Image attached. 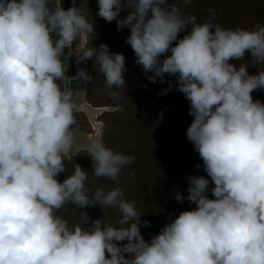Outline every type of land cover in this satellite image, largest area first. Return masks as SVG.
<instances>
[{"label":"clouds","instance_id":"clouds-1","mask_svg":"<svg viewBox=\"0 0 264 264\" xmlns=\"http://www.w3.org/2000/svg\"><path fill=\"white\" fill-rule=\"evenodd\" d=\"M190 2L97 0L98 16L130 29L126 43L136 63L152 73L150 81L176 77L194 117L186 136L207 173L188 177L186 197L174 195L195 207L148 241L141 226L150 221L141 220L124 188L93 187L89 170L72 163L83 152L92 176L115 181L135 160L108 146L99 131L80 129L77 115L86 110L87 95L72 81L87 87L92 76L83 67L66 75L68 57L77 65L92 59L109 96L119 99L124 55L91 43L95 22L86 3L67 0L65 9V0H54L53 7V0H0V264H264V102L252 97L253 90H264V67L248 71L264 65V24L222 27L212 9L210 18L197 22L181 11ZM122 11L127 15L119 18ZM246 53L249 63L230 62ZM69 164L70 174L58 180ZM209 177L214 198L207 195ZM67 204L112 207L120 217L89 223L84 212L81 222L69 225L58 214Z\"/></svg>","mask_w":264,"mask_h":264},{"label":"trees","instance_id":"trees-1","mask_svg":"<svg viewBox=\"0 0 264 264\" xmlns=\"http://www.w3.org/2000/svg\"><path fill=\"white\" fill-rule=\"evenodd\" d=\"M173 2L182 4V0H168V3ZM248 3H252V9L247 10ZM92 4L95 15V36L91 43L95 46L107 44L110 51L124 55L125 88L119 99L110 97L111 90L106 86L98 65L94 66V61L87 59L85 69L92 76V81H87L86 95L88 101L94 104L107 103L112 106L124 104L121 109L102 113V120L107 127L105 142L108 145L107 140L111 141L110 144L114 141L112 148L135 156V160L121 171L119 183L125 190V198L134 201L137 209L142 212L141 220L150 221V226H141L142 235L150 241L181 211L195 207V204L187 199L179 202L174 198L177 191L184 197L187 196L188 177L207 176L199 153L194 150L192 142L186 136V130L194 117L189 114L190 101L176 85V77L165 74L164 82L159 78L156 82L150 81L147 77L152 73H145L142 66L136 63L134 50L126 43L130 29L124 27L118 30L116 20L109 22L97 15V0H92ZM63 8H68L67 0ZM209 9L215 13L214 22L220 25L225 23L222 27L236 28L239 26L238 22L246 23V18H254V25L258 22L264 24V0H191L187 6L181 8V11L196 16L197 22H203L212 15ZM239 12L242 16L240 15L238 19L235 16ZM126 15L127 12L122 11L119 18H124ZM184 35V32L179 33L178 39L183 38ZM175 43L174 41L173 45ZM163 58L164 55L161 56V60ZM230 62L239 66L241 62L249 63L250 57L246 53L242 60ZM259 67L264 66H250L248 71L255 74L259 71ZM169 83L172 84L171 89L164 92V89L169 88ZM72 87L75 88V80L72 81ZM259 96L260 101L264 102V90H253V99ZM74 163H79L85 170H89L87 182L89 185L93 187L103 185L106 189L115 187L111 179H97L92 176L90 171L92 161L85 153L81 152L80 155L75 156ZM197 165L200 167L197 168ZM70 170L71 166L68 165L67 169L59 174L58 180L62 181L66 178ZM209 180L207 195L214 198L210 190L214 184L210 177ZM75 207L77 206L67 204L58 212L67 219L69 225L81 222L85 216L84 212L90 218L89 223L96 218H107L109 222H115L120 217L119 210L112 207L104 209L105 216L99 204L86 206L83 209ZM118 243L122 245L126 241Z\"/></svg>","mask_w":264,"mask_h":264},{"label":"rangeland","instance_id":"rangeland-1","mask_svg":"<svg viewBox=\"0 0 264 264\" xmlns=\"http://www.w3.org/2000/svg\"><path fill=\"white\" fill-rule=\"evenodd\" d=\"M89 2H90V5L88 4L89 9H90L89 10V17H90V20H93V19L95 20L94 7H93V4H92V0H89ZM76 3H77V5H79V4L83 3V0H76ZM251 6H252V3L251 4L248 3V5H246L247 10L249 8L252 9ZM232 10H233V8H232ZM225 12H227V10ZM225 12H224V15H226ZM240 15H241V13L239 12L237 14V16H235V17L239 19L242 16V15L241 16ZM246 19H247V22L246 23L245 22H238L239 23V27L251 28L252 26H254V18H246ZM224 24L225 23L223 22L221 24V26L224 25ZM68 51H69V49H68ZM78 51H79V41L76 44H74V46H73V54L74 55L75 54H78ZM67 61H68V64L70 65L69 66V69H68V73H67L68 75L70 73H72L73 75H75L76 72H77V70H78V67H83L85 69V67H84V65H85L84 61L81 62L79 65H77L76 64V57L75 56L68 57L67 58ZM253 71H255V68L253 69ZM75 89H77V90H85V92L87 91V87L86 86H83V81H80L79 83L77 81H75ZM259 98H260V96L258 98L256 97V99H254V100H260ZM86 99H87V97H86ZM87 102L89 104H91V106H93V107H97V108L98 107H104L103 112L104 111H114V110L116 111L118 109H121L123 107V105H124V104H121L119 106H116V105L112 106L110 104L108 105L107 103L94 104V103L88 101V99H87ZM98 113L99 114L95 115V119H93L94 121L92 122L91 121V118L87 115V113L83 111V112H81V113H79L77 115V121H78V125H79V127H80V129L82 131L86 132L89 135H95V133L97 131H99L102 134L103 139L105 141V139H106L105 138L106 137V131L105 130H107L106 129L107 127H106L105 123L102 120V117H101L102 113H101V111L98 112ZM123 130H127V129H123ZM107 142H108V146H111V147L115 143L113 141V143L110 144L111 141L109 142L108 140H107ZM74 159H75V156L73 157L72 163L74 162ZM69 166H71V164H69ZM119 177H120V175L114 181L115 187L116 186H121V184L119 183Z\"/></svg>","mask_w":264,"mask_h":264},{"label":"bare ground","instance_id":"bare-ground-1","mask_svg":"<svg viewBox=\"0 0 264 264\" xmlns=\"http://www.w3.org/2000/svg\"><path fill=\"white\" fill-rule=\"evenodd\" d=\"M83 3L87 4L88 18L90 20V17H89V10L90 9H89V6H88V4L90 5V2H89V0H83ZM85 83H86V81H83V86H86ZM103 109H104V107H98V108L97 107H93V106H91V104H89L87 102V108H86V110L84 112L87 113V115L91 118V121L93 122L94 121L93 119H95V115L99 114L98 112H100Z\"/></svg>","mask_w":264,"mask_h":264},{"label":"water","instance_id":"water-1","mask_svg":"<svg viewBox=\"0 0 264 264\" xmlns=\"http://www.w3.org/2000/svg\"><path fill=\"white\" fill-rule=\"evenodd\" d=\"M54 6V0H53V3H50V5H49V7H53ZM53 35V37L55 38V33H53L52 34ZM65 53H68V48H65ZM62 59H64V57H62ZM67 73H68V71H67ZM66 73V75L68 76V74ZM58 83H59V81H58ZM104 110V109H103Z\"/></svg>","mask_w":264,"mask_h":264},{"label":"built area","instance_id":"built-area-1","mask_svg":"<svg viewBox=\"0 0 264 264\" xmlns=\"http://www.w3.org/2000/svg\"><path fill=\"white\" fill-rule=\"evenodd\" d=\"M72 76H74L72 73H71Z\"/></svg>","mask_w":264,"mask_h":264}]
</instances>
